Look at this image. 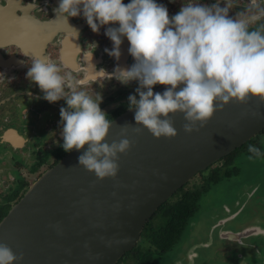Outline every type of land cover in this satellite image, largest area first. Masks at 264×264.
Listing matches in <instances>:
<instances>
[{"label": "flooded vegetation", "instance_id": "1", "mask_svg": "<svg viewBox=\"0 0 264 264\" xmlns=\"http://www.w3.org/2000/svg\"><path fill=\"white\" fill-rule=\"evenodd\" d=\"M123 2L128 4L131 0ZM155 2L164 5L171 17L189 0ZM191 2L211 6L217 0ZM218 2L221 7L228 4V15L232 18L237 13H244L245 17L252 15L249 11L253 7L251 0ZM59 3L60 0H0V223L29 188L69 153L60 146L63 144L60 109L67 108L66 101L61 99L49 103L43 99L39 86L26 75L33 60L55 63L61 69V75L71 76L69 83L77 91L83 90L93 99L99 94L102 97L100 108L106 112L109 120L113 121L129 110L130 95L139 99L136 92L138 81L124 85L115 78L108 79L107 73H113L117 65L129 69L135 63L128 51L130 44L126 37L122 38L118 61L105 52V48H113V42L105 35L106 29L119 25H105L100 27L99 34L94 33L82 13L78 17H68L67 21L58 17L53 9ZM256 4L264 6V0H256ZM261 23H264V19L250 27L255 29ZM162 87L165 86H154L153 92ZM262 132L257 135L260 136L259 140L249 143L254 137L217 161L205 170L207 172L198 173L182 188L183 192L197 193L199 197L196 210L176 243L164 250L151 241L142 242L141 238L136 246H141V252L126 253L117 264H173L177 256H180V264H264V211L259 214V206L254 203V197L261 189L264 190V166L259 162L264 160ZM249 145L259 148L262 155L252 156L248 152ZM251 163L259 164V172L253 174L260 178L256 177L255 182H248ZM243 171L244 174L247 172V185L239 197L243 196L244 201L229 202L231 208L223 200L215 205L212 191L225 183L235 185L232 179ZM248 183L256 185L250 186ZM258 195L256 200H260L259 204L264 206V194ZM249 205L252 208H248ZM217 206L227 216H219L222 211L215 212ZM245 212L253 217L252 222L241 218ZM237 224L240 228L234 230ZM190 225H193L191 230L195 229L196 234L194 238L184 241L187 233L191 235L188 230ZM200 231L205 232V238L198 235ZM247 249L251 254L245 252ZM147 250V260L137 256L139 253L146 255Z\"/></svg>", "mask_w": 264, "mask_h": 264}, {"label": "clouds", "instance_id": "2", "mask_svg": "<svg viewBox=\"0 0 264 264\" xmlns=\"http://www.w3.org/2000/svg\"><path fill=\"white\" fill-rule=\"evenodd\" d=\"M252 15H228L229 6L217 3L183 4L180 11L169 16L164 5L155 0H60L53 11L66 21L83 14L88 26L99 34L100 27H108L105 35L113 42L105 52L117 61L121 56L122 38L135 63L129 69L118 65L108 79L115 78L127 85L138 81L135 95H130L129 110L135 108L136 125H142L155 138H174L177 130L170 114H184L186 133L199 132L217 110L230 102L248 104L250 98L264 104V23L252 29L251 24L264 19V6L251 0ZM95 48V45H92ZM27 78L39 86L43 99L49 103L61 99L63 147L65 152L80 151L79 165L94 173L98 180L115 179L119 172V155L132 147L127 137L129 125L122 127L119 142H105L113 124L100 108L102 97L93 99L87 92L77 91L69 83L71 76L61 75V69L50 62L33 60ZM166 90L154 93L156 85ZM183 85L177 90L178 86ZM68 89V91H66ZM70 92V94H69ZM40 99V97H37ZM140 127L132 132L141 134ZM254 157L261 150L249 145ZM251 158V157H250ZM24 254H16L5 243H0V264H19Z\"/></svg>", "mask_w": 264, "mask_h": 264}, {"label": "water", "instance_id": "3", "mask_svg": "<svg viewBox=\"0 0 264 264\" xmlns=\"http://www.w3.org/2000/svg\"><path fill=\"white\" fill-rule=\"evenodd\" d=\"M135 111L114 119L105 141L119 142L125 138L122 127L129 125L126 138L132 147L118 154L115 179L98 180L79 165L85 145L36 181L2 220L0 243L24 254L19 264H117L176 192L264 130V104L254 98L246 105L228 103L191 134L183 129V113L170 114L177 130L171 139H157L136 125ZM133 127H140L141 134L133 133Z\"/></svg>", "mask_w": 264, "mask_h": 264}, {"label": "trees", "instance_id": "4", "mask_svg": "<svg viewBox=\"0 0 264 264\" xmlns=\"http://www.w3.org/2000/svg\"><path fill=\"white\" fill-rule=\"evenodd\" d=\"M262 134H264V131ZM259 137L260 136L255 137V139L249 143L256 142L257 139H260ZM229 157H227V159H229ZM198 197L199 195L197 193L190 191L183 192V189L176 192L169 201L158 209L153 218L147 223L142 233V242L151 241L156 247H160L164 250L169 248L173 243H176L186 228L190 216L196 210ZM154 218H157L159 222H152ZM140 247L141 246L136 247L128 254L141 252L142 249ZM137 256L147 260L148 250L146 255L145 253H139Z\"/></svg>", "mask_w": 264, "mask_h": 264}, {"label": "rangeland", "instance_id": "5", "mask_svg": "<svg viewBox=\"0 0 264 264\" xmlns=\"http://www.w3.org/2000/svg\"><path fill=\"white\" fill-rule=\"evenodd\" d=\"M259 162H261V163H263V166H264V160L262 159V160H259ZM258 165V166H257ZM257 167H259V164H257V163H251L250 165H249V171L251 172V174H249L248 175V179H249V181L248 182H255L256 181V177H259L260 178V176L259 175H257V176H255L254 177V175L255 174H253L254 172L256 173V172H259L258 170H257ZM248 170V169H247ZM205 172H207V171H205ZM247 172L245 171V174H246ZM245 174H244V171L241 173V175L240 176H237V178L236 179H232L233 180V183L235 184V185H227V184H229V183H225V185H223V186H221V187H218L216 190H214V191H212V193H211V196L214 198V200H215V202H216V204L215 205H218V201L219 200H223L224 202V204H226V205H228L230 208L232 207V204H230L229 202H235L236 200L238 201H240V203H242L243 201H244V197L242 196V197H239V195L243 192V190H245V188H246V185H247V182L245 181ZM252 177H254V178H252ZM258 183V180H257V182H256V184ZM250 186H255L256 184H250V183H248ZM234 186H236V187H234ZM259 193L261 194H264V190L263 189H261L260 191H259ZM258 193V194H259ZM256 195L255 197H258L259 195ZM254 197V203L256 204V206H259L258 207V212H259V214L260 213H263V211H264V206H261V204H259V202H260V200L259 201H257L258 199L257 198H255ZM257 199V200H256ZM209 201V200H208ZM257 202V203H256ZM209 203H211L210 201H209ZM243 205V204H242ZM248 208H252V205H249L248 206ZM214 210H215V212H220L219 210H221V208L220 207H215L214 208ZM222 212H220L218 215L219 216H227V213L225 212V211H223V210H221ZM249 214V213H248ZM246 212H245V215L244 214H241V218L242 217H244L246 220H251V222H252V216L251 215H248ZM252 217V218H251ZM243 218V219H244ZM156 222V223H158L159 222V220L157 219V218H154L153 220H152V222ZM205 221V220H204ZM241 221V220H240ZM242 222H243V220H242ZM241 222V223H242ZM251 222H249V223H251ZM228 227V226H227ZM190 229H191V225H190V227H189ZM229 228V227H228ZM240 227H239V225L237 224L233 229L234 230H238ZM195 234H196V232H195V229H194V231H192L191 230V235L189 234V233H187V235H186V239H183L184 241H187L188 239H192V238H194V236H195ZM205 232H203V231H200V234H198L199 236H201V238H205ZM182 240V241H183ZM194 250V249H193ZM245 252H247V254H251V251H250V249H247V251L245 250ZM253 252V251H252ZM178 264H180V262H178Z\"/></svg>", "mask_w": 264, "mask_h": 264}]
</instances>
